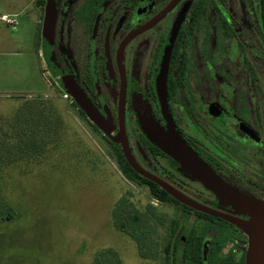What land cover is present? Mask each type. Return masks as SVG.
Here are the masks:
<instances>
[{"label":"flooded vegetation","instance_id":"1","mask_svg":"<svg viewBox=\"0 0 264 264\" xmlns=\"http://www.w3.org/2000/svg\"><path fill=\"white\" fill-rule=\"evenodd\" d=\"M53 2L55 68L93 107L111 137L124 132L143 171L220 214L185 205L135 173L156 185L149 193L156 229L157 217L166 218L167 235L159 241L155 233L154 261L245 264L248 236L232 221L249 222V216L221 203L144 131L156 127L165 135L172 126L226 185L252 201L264 199V0ZM46 5L44 0L41 23ZM40 60L52 79L42 55ZM72 102L126 161L121 145Z\"/></svg>","mask_w":264,"mask_h":264},{"label":"rangeland","instance_id":"2","mask_svg":"<svg viewBox=\"0 0 264 264\" xmlns=\"http://www.w3.org/2000/svg\"><path fill=\"white\" fill-rule=\"evenodd\" d=\"M0 11L18 22H0V59L30 51L35 36L29 17L43 15L37 0H0ZM38 66L42 85L17 68L2 73L0 62V214L10 213L9 220L0 218V264H158L156 245L152 257H143L113 222L122 199L145 216L152 206L148 186L124 175L117 146ZM157 234L161 241L164 229Z\"/></svg>","mask_w":264,"mask_h":264},{"label":"water","instance_id":"3","mask_svg":"<svg viewBox=\"0 0 264 264\" xmlns=\"http://www.w3.org/2000/svg\"><path fill=\"white\" fill-rule=\"evenodd\" d=\"M53 26L54 2L53 0H47L40 32V49L43 59L51 68V77L59 86L60 90L68 97H71L80 109L84 111L88 118L107 136H109L111 141L121 145L122 153L135 173L158 184L177 201L207 214L220 217V214L194 204L184 196L169 188L163 182L143 171L133 160L127 145L125 134L122 130L115 137L110 136V130L100 119L93 107L87 102L75 85H73L55 68L52 55ZM144 133L156 147L178 161L183 169H185L194 179L201 182L203 186L211 191L221 203L229 205L237 212L249 216V222L232 221L240 226L248 236L245 264H264V199L259 202L252 201L226 185L220 178L215 176L209 168L191 154L184 142L175 133L172 126H168V133L165 135H161L158 130L153 129V127L145 130Z\"/></svg>","mask_w":264,"mask_h":264},{"label":"trees","instance_id":"4","mask_svg":"<svg viewBox=\"0 0 264 264\" xmlns=\"http://www.w3.org/2000/svg\"><path fill=\"white\" fill-rule=\"evenodd\" d=\"M37 2L42 8L44 5V0H37ZM41 98L42 97H38V99ZM73 105L76 106L74 103ZM115 152H116V160L124 175H126V177L130 181L140 182V184L147 185L149 188V193L152 195L154 188L156 189V185L136 175L135 172L132 171L130 167L127 165L121 152L118 149H115ZM0 218L4 220H9L10 219L9 211L7 209H3L1 211ZM153 221H155V212L151 205H147L145 216H141V217L134 214L129 209V207L126 205L125 199L120 200L116 208L113 210V222L115 227L124 234H126L127 236L131 237V239H133L134 242L137 243V246L140 248L143 257L153 256L152 255L153 247H154L153 239L156 232L158 233V231L161 228H163L165 231V235H167V231L165 228L166 218L157 217V221L160 222L159 230L156 229V224ZM153 223L155 226L153 225ZM146 227H148V229H146ZM151 235L153 237L152 241L150 240Z\"/></svg>","mask_w":264,"mask_h":264},{"label":"crops","instance_id":"5","mask_svg":"<svg viewBox=\"0 0 264 264\" xmlns=\"http://www.w3.org/2000/svg\"><path fill=\"white\" fill-rule=\"evenodd\" d=\"M33 1L34 0H32V2ZM3 16L16 17L15 14H8V13H5L3 11H0V22H2L4 24H6V23L1 20V17H3ZM41 21H42L41 19L36 20V18L33 15L29 17V23L33 27V33L35 36L34 42H33V47L30 51H27V52L15 53V55H11L8 57L3 56V58L0 59L1 65H3V71H1L2 73H6V75H8L9 74L8 71H10V73L12 74L13 70L17 68L22 73H26V75H25L26 79L28 76L29 81H31L32 76H33V79L36 82L39 81V84H41L40 83L41 80H40L39 66H38V63L41 62V60H40V55H41V49H40V30H41V27H40V24H41ZM17 23L18 22L16 19V24L11 25V26H16ZM6 25H8V24H6ZM6 55H10V54H6ZM5 57H7V58H5ZM21 89H23V90L25 89V91H27V92L28 91H37L36 87H33L31 89H29L28 87L21 88Z\"/></svg>","mask_w":264,"mask_h":264},{"label":"built area","instance_id":"6","mask_svg":"<svg viewBox=\"0 0 264 264\" xmlns=\"http://www.w3.org/2000/svg\"><path fill=\"white\" fill-rule=\"evenodd\" d=\"M1 20L3 22H5L6 24L8 25H15L16 24V17H6V16H3L1 17ZM63 98H68V96L64 93L63 94Z\"/></svg>","mask_w":264,"mask_h":264}]
</instances>
